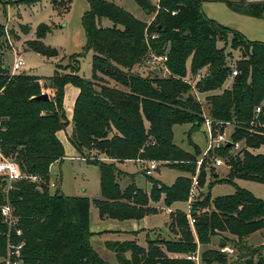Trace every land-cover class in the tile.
I'll return each mask as SVG.
<instances>
[{
  "label": "trees",
  "instance_id": "16d2710c",
  "mask_svg": "<svg viewBox=\"0 0 264 264\" xmlns=\"http://www.w3.org/2000/svg\"><path fill=\"white\" fill-rule=\"evenodd\" d=\"M18 1L31 4L40 0ZM88 1L90 9L84 13L82 24L85 47L93 52L89 79L77 73L80 53L70 56L76 60L71 73L56 70L47 78L25 72L10 74L0 60V153L16 161L22 171L45 180L40 187L26 179L15 181L8 193L22 230L14 240H24L21 264H106L90 245V201L101 217L116 220L156 213L149 203L162 196L168 206L187 201L200 150L194 145L193 151H186L173 143L172 128L189 123L190 130L198 129L205 116L221 122L214 132L229 125L231 140L244 144L237 153L231 151V145L216 150L228 168L220 181L233 184L235 191L215 198L201 191L207 174V165L203 164L197 175L198 192L190 202L193 226L185 213L176 211L172 215V237L148 239L145 246L133 239L109 241L106 246L119 264H196L187 256L196 253L198 244L207 245L214 235L227 233L235 238L224 234L219 246L230 242L239 253L229 264H264V244L255 248L247 244L250 234L264 230V200L234 182L238 178L264 184V154L251 151L264 145V41L249 40L238 30L208 17L200 0H158L156 5L149 0H134L152 14L149 22L135 18L113 2ZM211 1L222 2L238 14L264 18V0ZM52 2L56 4L57 0ZM102 18L111 25L103 26ZM2 28L0 25V37ZM48 30L46 23H39L35 38L25 42L26 49L46 57L58 55L55 47L42 41ZM229 35L230 48L241 54L235 66L227 62L224 47L217 46ZM152 54L166 56L163 67L168 74L161 76L162 68L159 72L150 68L146 74L135 69ZM203 68L206 71L194 87L209 93L205 96L206 115L185 80L188 69L195 76ZM233 69L237 73L231 86L222 89ZM67 83L79 89L68 139L86 161L99 169L100 197L92 200L65 196L48 185L49 166L64 157L56 132L68 124L63 107ZM47 89L52 90L49 100L36 98ZM258 105L260 112L256 114ZM151 160L157 167L176 168L186 175L166 185L145 174ZM124 161L139 163L150 179L149 192L133 181L120 187L118 178L124 172L117 163ZM2 183L0 175V203L5 201ZM5 235L6 225L0 215L1 259L6 255ZM200 260L201 264H227L228 254L205 248Z\"/></svg>",
  "mask_w": 264,
  "mask_h": 264
},
{
  "label": "rangeland",
  "instance_id": "374dc122",
  "mask_svg": "<svg viewBox=\"0 0 264 264\" xmlns=\"http://www.w3.org/2000/svg\"><path fill=\"white\" fill-rule=\"evenodd\" d=\"M106 1L119 5L135 18L142 21L147 22L152 15L143 10L134 0ZM149 1L153 5H156L158 2V0ZM200 1L201 9L208 17L215 19L231 29L238 30L248 39L264 41V18L235 13L222 2ZM89 9L90 5L88 0H70L69 2L66 0H57L56 4L52 0H40L31 4L19 2L18 0H0V25L3 26L2 36L0 37L1 63H3V66L10 73L14 59L17 55H20L25 61V66L17 73L25 72L47 78L53 75L56 70L64 74L71 73V67L76 66V60L74 58L70 59V56L80 53L77 57V73L81 77L89 79L91 76L93 52L85 47L86 36L82 24V17ZM41 22L49 26V30L42 41L57 49L58 55L56 56L46 57L26 49L25 42L35 38V28ZM101 23L103 26L111 25V22L107 18H102ZM21 25L27 26L28 28L22 27ZM25 30L27 31L25 32ZM230 40L231 35L228 36L226 42L218 41L217 46L224 47L225 53H228L226 57L227 62L231 66H235L241 54L238 50L230 48ZM58 65L61 67H57ZM66 65L68 67L64 68ZM150 68L151 66L147 65L146 61L142 65L135 67L141 74H146ZM166 74H168V71L162 68L160 75L164 76ZM188 78L190 80L192 78L189 69L185 80ZM110 83L113 84L114 82L110 81ZM191 92L198 101L200 100L204 112L207 113L205 103L206 93L197 94L193 88ZM43 93H47L50 97L52 90L47 89ZM190 129L191 124L189 123L175 124L172 128L173 143L186 151H193L194 145L200 150V154L197 157L199 164L196 162L195 172L197 175L200 170L199 167L203 164L207 165V174L200 190L209 192L211 198L232 194L235 191L233 184L220 181L226 177L228 168L226 166L211 168L213 156L216 155V151H206L207 130L203 124L198 129ZM224 129L227 133L232 132V127L229 125L224 127ZM243 147L244 144L240 142L239 147L233 148L231 151L233 153L241 152ZM251 151L253 153L264 154V145L256 149H251ZM0 155L2 154L0 153ZM93 155L92 153V158ZM84 158H76L69 152L67 154L64 152L62 160L55 161L49 166V178L57 182V187L53 190L58 189L65 196H85L90 200L100 197L98 166L95 163L86 161ZM121 168L125 171V174H121L118 178L121 188H124L133 181L137 187L149 192L151 185L150 179L143 173V168L140 165L127 161L121 165ZM183 174L184 172L176 168L162 165L157 167L153 174L148 176L166 185H170L177 176ZM214 180L217 181L213 182ZM234 182L241 189L250 192L256 198L264 200V184L238 178L234 179ZM160 200L155 202L157 213L134 220H115L101 217L95 205L90 201L88 228L91 233L90 245L92 249L106 264H119L115 253L107 248V242L133 239L138 245L143 246L146 243V234L148 238H154L155 236L156 238L163 236L172 237V215L176 211H181L186 214L188 220L187 214L189 213L190 203L188 206L187 201H178L168 206ZM167 207H172V211L168 212L166 210ZM165 220L166 225H164ZM224 234L229 238H235L227 233H220L214 235L209 244H198V249L194 254L196 255V264H201L200 253L205 248H218L226 252L228 254L227 264L237 259L239 253L236 248L232 247L230 242L226 243L222 248L219 246ZM247 244L253 248L264 244V230L261 229L250 234L247 237ZM261 252L264 256V248ZM0 260L2 259L0 258ZM253 260L255 262L256 257Z\"/></svg>",
  "mask_w": 264,
  "mask_h": 264
},
{
  "label": "built area",
  "instance_id": "2783aa9c",
  "mask_svg": "<svg viewBox=\"0 0 264 264\" xmlns=\"http://www.w3.org/2000/svg\"><path fill=\"white\" fill-rule=\"evenodd\" d=\"M156 35L152 34L151 37H155ZM166 56L165 55H150L149 58L146 59V64L150 65L151 68L157 69L159 72L160 68H163L164 70H167L165 67H163V62L165 61ZM161 67H159V66ZM25 66V61L20 57V55H17L14 59L12 65H11V72L10 74H16L18 71H20L21 68ZM237 71L236 69L232 70L231 77L236 75ZM203 75L202 71H199L195 76H192L191 80L190 78L186 79L187 82H189L194 88L195 82L201 78ZM260 112V105L256 106L255 113ZM221 124L220 121H214L210 117L205 116L203 126L207 130V145H206V151L212 150L213 152L222 148L223 146H226L228 143L233 148L239 147L240 142H233L231 140V133H227V131L224 129L222 131H216L214 132V127ZM198 163V161H197ZM199 164V163H198ZM213 165L215 167L219 166H225V161L223 157L219 155L213 156ZM157 168V162L155 160L148 161L144 168V172L146 175H151ZM0 175L2 176L3 183L1 185V191L3 195L5 196V201L3 203H0V215L2 222L6 225V255L2 259V264H21V250L24 246V240H14L15 237H20L22 235V230L17 226V217L14 214L13 206L10 204L8 199V193L12 189V184L15 181L26 179L30 182H33L37 184L38 187H40L42 184L45 183V180L38 174H30L26 173L21 170L18 163L10 158L3 157L0 155ZM50 189H55L57 187V182L54 180L49 179L48 182ZM198 192V179H197V173L193 174L191 176V186L189 191V199L187 200L189 203L191 202L192 198L197 194ZM190 209V208H189ZM166 210L168 212L172 211V208L167 207ZM189 224L193 226V218L190 215V211L187 214ZM188 259H196V255L192 254L187 256Z\"/></svg>",
  "mask_w": 264,
  "mask_h": 264
},
{
  "label": "crops",
  "instance_id": "0c3cea01",
  "mask_svg": "<svg viewBox=\"0 0 264 264\" xmlns=\"http://www.w3.org/2000/svg\"><path fill=\"white\" fill-rule=\"evenodd\" d=\"M203 1H211V0H203ZM204 12V11H203ZM152 19V15L151 17L149 18V20L147 22H149L150 20ZM213 19V18H212ZM215 20V19H214ZM218 22V21H217ZM5 26V25H4ZM22 26V25H21ZM226 26V25H225ZM228 27V26H227ZM230 28V27H229ZM248 39V38H247ZM249 40H252V39H249ZM258 41H261V40H258ZM157 70V69H156ZM202 73L204 74L206 69L203 68L202 70ZM158 72V71H156ZM232 84V77L230 76L226 81L225 83L223 84L222 86V89L223 88H229ZM195 85V84H194ZM195 88V87H194ZM51 90V89H50ZM197 92V94H202V93H206V92H200L198 91L196 88L193 89ZM78 92H79V89L78 87L72 85L71 83H67L65 86H64V97H63V107H64V111H65V115H66V118L68 120V124L66 125L65 128L63 129H60L56 132V136L57 138L59 139V141L61 142L62 146H63V149H64V152H69L72 156L76 157V158H84L82 157L78 151L74 148V146L70 143L68 137L72 131V113H73V105H74V101L76 99V96L78 95ZM214 92H219V90L217 91H214ZM212 93V92H211ZM209 94V93H206L205 96ZM200 102V100H199ZM206 103V102H205ZM204 112V111H203ZM204 114L206 115V113L204 112ZM85 159V158H84ZM125 162L127 161H124L122 163H117V166L119 169H121L124 173L122 174H125V171L121 168V165L124 164ZM137 165H139V163L137 161H131ZM183 175H186L185 173ZM147 192V191H146ZM201 194V193H200ZM160 201H163V197L161 198ZM188 202V201H187ZM150 206H154L156 207V204L155 202H150L149 203ZM188 206H189V202H188ZM172 208V207H170ZM157 213V212H156ZM155 214V213H153ZM150 215V214H149ZM147 216V215H146ZM106 218V217H104ZM106 219H110V218H106ZM116 220V219H115ZM126 220H130V219H126ZM131 220H134V219H131ZM164 225H166V220L164 222ZM135 233V232H134ZM165 237V236H163ZM169 237V236H168ZM156 238V236L154 237ZM153 237L152 238H148L147 234H146V242L148 239H154ZM146 245V243H145ZM143 245V246H145ZM128 256V254H126Z\"/></svg>",
  "mask_w": 264,
  "mask_h": 264
},
{
  "label": "water",
  "instance_id": "95a60500",
  "mask_svg": "<svg viewBox=\"0 0 264 264\" xmlns=\"http://www.w3.org/2000/svg\"><path fill=\"white\" fill-rule=\"evenodd\" d=\"M155 71H157V70L155 69ZM36 98H37V99H42V100H49V96H48L47 93H41V94L38 95ZM227 145H229V143H228Z\"/></svg>",
  "mask_w": 264,
  "mask_h": 264
}]
</instances>
